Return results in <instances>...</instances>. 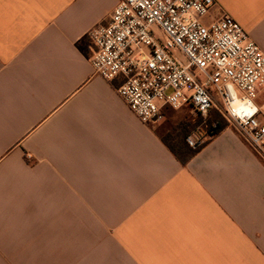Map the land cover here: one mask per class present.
<instances>
[{
    "label": "crops",
    "instance_id": "1",
    "mask_svg": "<svg viewBox=\"0 0 264 264\" xmlns=\"http://www.w3.org/2000/svg\"><path fill=\"white\" fill-rule=\"evenodd\" d=\"M119 1L0 0V264H264V164L235 128L183 166L94 74ZM216 1L264 52V0Z\"/></svg>",
    "mask_w": 264,
    "mask_h": 264
},
{
    "label": "built area",
    "instance_id": "2",
    "mask_svg": "<svg viewBox=\"0 0 264 264\" xmlns=\"http://www.w3.org/2000/svg\"><path fill=\"white\" fill-rule=\"evenodd\" d=\"M218 9L216 0H120L87 34L91 64L119 80L118 95L142 123H160L170 109L205 119L215 110L264 164V52Z\"/></svg>",
    "mask_w": 264,
    "mask_h": 264
},
{
    "label": "trees",
    "instance_id": "3",
    "mask_svg": "<svg viewBox=\"0 0 264 264\" xmlns=\"http://www.w3.org/2000/svg\"><path fill=\"white\" fill-rule=\"evenodd\" d=\"M213 111L210 112V115L204 124V127L208 132V138L204 141L195 144H192L189 141L191 134L195 132L204 121V118L200 115H198L199 118L196 119L194 124L192 122L183 123L181 126H179V130L174 134L162 136V140L166 146L171 150V152L183 166H186L190 160L195 157L213 138H215L226 127L229 126L226 122L223 123L216 118H212L213 114L211 113ZM218 115L221 117L220 114Z\"/></svg>",
    "mask_w": 264,
    "mask_h": 264
},
{
    "label": "rangeland",
    "instance_id": "4",
    "mask_svg": "<svg viewBox=\"0 0 264 264\" xmlns=\"http://www.w3.org/2000/svg\"><path fill=\"white\" fill-rule=\"evenodd\" d=\"M211 114H213L212 118H216L217 120L223 123L226 122L229 125L227 120L218 115L219 113L213 111ZM197 118H199L198 114H196L194 110L190 107H184L181 109H170L167 111L165 119L156 125L158 126L160 134L162 136H166L169 134H174L176 131H178L179 126H181V124L183 123L192 122L194 124ZM206 120L207 118H204L203 123L189 137V141L191 143L201 142L208 138V132L204 127Z\"/></svg>",
    "mask_w": 264,
    "mask_h": 264
}]
</instances>
